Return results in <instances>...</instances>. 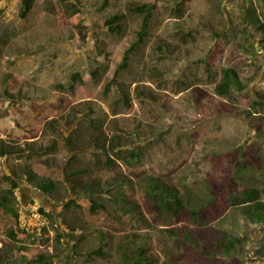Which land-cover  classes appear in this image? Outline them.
<instances>
[{"label":"rangeland","instance_id":"obj_1","mask_svg":"<svg viewBox=\"0 0 264 264\" xmlns=\"http://www.w3.org/2000/svg\"><path fill=\"white\" fill-rule=\"evenodd\" d=\"M73 3L85 20L75 14ZM142 3H152L154 15L148 35L132 47L143 17L133 7ZM21 5L22 0H0V137L35 140L37 145L58 139L59 150L44 157L58 170L89 167L74 180L83 190L89 182L108 187L102 200L112 212L98 218L89 209L67 208L75 195L69 187L49 195L14 175L26 157L0 156V187L10 186L7 175L19 182L15 205L21 225L40 237L43 225L51 234H66L61 244L47 240L44 245L48 252L60 253L58 264L68 254L72 264H196L184 245L162 229L177 220L151 209L141 191L126 205L122 193L113 201L109 190H116L117 178L136 182L155 175L177 186L192 203L215 170L219 176L239 171L238 185L259 187L264 200V131L257 127L264 128V108L254 103L264 92V33L248 17L254 5L264 19V0H36L25 18L19 15ZM118 12L122 32L103 30L102 23ZM99 49L108 56L102 57ZM128 50L129 65L119 70L106 94L105 86ZM231 66L245 86L220 95L215 86ZM76 72L79 79H73ZM7 74L15 77L8 80ZM197 86L207 92L202 105L192 99ZM127 91L133 108L124 102ZM76 127L81 136L71 149L66 137ZM98 135L109 152L95 142ZM119 141L124 145L113 151ZM136 147L141 156H129L131 162L117 154ZM108 154L115 164L107 163ZM249 155L255 159L245 168L241 161ZM43 166L37 163L40 171ZM136 202L140 214L129 209ZM40 206L54 220L41 217ZM211 219L244 239L233 254H219V261L264 264L257 252L264 223L251 222L235 208ZM72 233L86 236L77 245L79 252L72 249ZM10 246L0 227V260Z\"/></svg>","mask_w":264,"mask_h":264},{"label":"trees","instance_id":"obj_2","mask_svg":"<svg viewBox=\"0 0 264 264\" xmlns=\"http://www.w3.org/2000/svg\"><path fill=\"white\" fill-rule=\"evenodd\" d=\"M36 0H22V5L19 11V15L22 18L27 17L29 12L34 7ZM67 1V0H63ZM185 2L182 5H185ZM75 14L85 20L82 10L77 6V3H73ZM135 12L143 15L140 29L138 31L137 42H141L148 35V31L154 15L155 6L152 3L137 4L133 7ZM248 17L255 24L258 30L264 33V19L257 13V9L254 5L248 9ZM122 14L114 13L110 15L103 23V30L110 32H122L123 26L121 23ZM131 47V49H133ZM130 49V50H131ZM128 50L123 58V62L120 64L116 75L107 82L105 86V93L108 94L111 91V87L117 78L119 70L125 69L129 65V52ZM99 53L102 57H107V53H103L99 49ZM80 73L76 72L73 79H79ZM14 78L13 74H7L6 78L9 80ZM244 83L241 80L239 71L234 67H225L223 69L222 80L215 86V91L220 95H227L232 89H242ZM120 89V86H119ZM8 95L10 93L7 91ZM207 92L202 87L197 86L193 89L192 99L195 103L202 105L203 97ZM12 96V94L10 95ZM124 102L129 108H133V100L130 97L129 91L123 92ZM15 98V97H14ZM258 103L264 108V92L260 91L257 99L254 102ZM236 108V107H235ZM237 110V108H236ZM247 111V110H245ZM250 112V111H247ZM56 123V122H55ZM54 123V124H55ZM260 131H264V128L257 125ZM39 130H35L37 133ZM71 135L66 137V143L74 149V141L77 136H81L79 128L76 127ZM122 138L120 135L116 136ZM102 136L95 137V142L100 147H103L105 152H109L106 148V144H101ZM129 143L128 141H125ZM124 142L119 141L114 143L111 149L114 151L115 146H123ZM129 150L126 154V150L121 149L117 154L124 160L131 162L130 157L140 158V150ZM59 150V140L54 138L50 144L37 145L34 141H26L25 143L17 142L16 140H8L5 137H0V156H18L20 158L26 157L25 163L19 164L18 168L13 170L14 175L22 179L26 177L28 180L34 182L37 187L49 195L61 192L64 186L69 187L74 197L71 198L65 205L67 208L73 206L80 209H89L96 217L102 218L105 215H109V205L103 201L102 194L108 191V187L104 185H97L89 182L83 188L74 179L75 176L81 173L89 171V167L74 169L71 166L66 167L63 170H58L52 164V162L45 158L51 156ZM72 159L76 155H71ZM248 160L241 161L242 166L245 168H251L249 163L252 162V158L255 156L249 155ZM35 159V160H34ZM38 160V161H36ZM35 161V163H34ZM107 163L113 165L116 163L115 158L110 154L107 155ZM37 163L44 164L43 169L40 171L37 167ZM241 176L237 171L235 174H228L224 172L219 176L217 170L214 174L207 179L204 185L200 188L197 196V201L190 203L185 197V194L181 190L174 186L171 182L165 178L155 175L145 176L142 179L135 181L128 180L125 177L117 178V182L114 184L115 191L110 189L116 198L113 201H117L119 194L122 193L123 200L128 204V199L135 191H141L144 201L149 204L150 208L155 210L160 216L171 217L176 221L174 226H166L162 229L165 230L170 236L174 237L176 242L180 245H184L186 255L193 256V260L196 264H228L224 261H219L221 257L219 254H233L238 249V245L244 240L242 236L231 232L229 229L221 228L213 224V217H220L229 209L235 208L242 212L251 222L264 223V200L261 197V189L257 186H247L241 188L238 185V178ZM7 180H10V186L0 187V227L3 228L8 234L11 240V246L9 254H3L0 264H58L57 258L59 252H48L45 249V242L47 240H54L57 244L62 243L63 236H66L64 232H56L51 234L49 228L43 225L44 234L40 237V234H33L30 229H27L21 225V212L15 205V192L19 186V182L12 175L6 176ZM111 184V182H109ZM112 185V184H111ZM84 191V194H82ZM189 192V188L187 190ZM119 201V200H118ZM195 203V204H194ZM115 204V203H114ZM192 204V205H191ZM132 211H137L139 214L141 211V203L136 202L129 208ZM38 211L45 216L48 220H54L53 214L45 209L44 206H40ZM182 217L189 218L188 221L180 222ZM191 218V219H190ZM74 230V228H73ZM70 239H75L76 243L73 246V250L79 252V243L86 238L84 234L77 235L75 233L69 234ZM257 252L264 256V236L260 240ZM216 257V258H215ZM18 258L20 261H18ZM72 255L68 254L63 262L59 264H72ZM150 263L151 259H147ZM141 259L138 258L137 263H140ZM126 264H131L127 261ZM164 264H183L180 261L170 260Z\"/></svg>","mask_w":264,"mask_h":264},{"label":"built area","instance_id":"obj_3","mask_svg":"<svg viewBox=\"0 0 264 264\" xmlns=\"http://www.w3.org/2000/svg\"><path fill=\"white\" fill-rule=\"evenodd\" d=\"M41 214V213H40ZM41 217H42V214H41Z\"/></svg>","mask_w":264,"mask_h":264}]
</instances>
